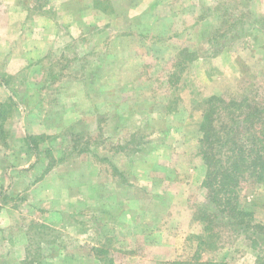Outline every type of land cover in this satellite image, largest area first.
Instances as JSON below:
<instances>
[{"label": "rangeland", "instance_id": "1", "mask_svg": "<svg viewBox=\"0 0 264 264\" xmlns=\"http://www.w3.org/2000/svg\"><path fill=\"white\" fill-rule=\"evenodd\" d=\"M13 2L69 26L39 46L0 43V264L188 260L197 213L214 211L204 102H263L264 0ZM251 183L241 202L263 223ZM215 223L220 249L203 259L255 264L244 235Z\"/></svg>", "mask_w": 264, "mask_h": 264}, {"label": "trees", "instance_id": "2", "mask_svg": "<svg viewBox=\"0 0 264 264\" xmlns=\"http://www.w3.org/2000/svg\"><path fill=\"white\" fill-rule=\"evenodd\" d=\"M1 82L8 89L2 79ZM11 103L18 107L13 99ZM1 104L0 109L5 106ZM204 104L198 140L199 156L205 167L201 187L214 211L197 213L202 232L192 237L196 245L192 256L170 264H229L203 259L204 253L220 249L221 236L215 230V222L222 218L237 236L244 235L256 252L255 264H264V222L255 221L253 210L240 197L242 186L250 182L264 191V100L256 102L248 96L224 100L212 96ZM26 140L32 144L30 136Z\"/></svg>", "mask_w": 264, "mask_h": 264}, {"label": "crops", "instance_id": "3", "mask_svg": "<svg viewBox=\"0 0 264 264\" xmlns=\"http://www.w3.org/2000/svg\"><path fill=\"white\" fill-rule=\"evenodd\" d=\"M12 1L13 0H2V3L7 6H2L3 12H1V15H3V19L5 21L4 23H0V43L7 41L5 43V45H7L10 43H8L9 39H14L15 36V39H18V45H25L32 41L33 46H39L41 43H48L54 39L53 34H56L58 29L53 26V23H50L51 21L47 19L45 15L41 18L39 14L34 13L32 14V19H29L27 16L29 15L30 10L26 7L21 8L19 6H15L14 2L11 6ZM4 8L6 9V12ZM81 11L87 13L89 8L87 7V9H83ZM15 13L19 16L17 20L13 19V14ZM68 26V22L64 18V22H62L61 25L63 30H58V35L60 36L62 32H65L66 29H68Z\"/></svg>", "mask_w": 264, "mask_h": 264}]
</instances>
